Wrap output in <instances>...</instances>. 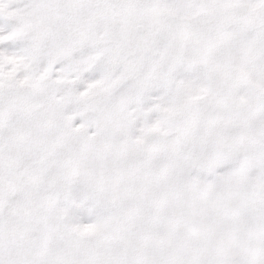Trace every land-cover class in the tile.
Masks as SVG:
<instances>
[{
  "label": "snow or ice",
  "instance_id": "snow-or-ice-1",
  "mask_svg": "<svg viewBox=\"0 0 264 264\" xmlns=\"http://www.w3.org/2000/svg\"><path fill=\"white\" fill-rule=\"evenodd\" d=\"M0 264H264V0H0Z\"/></svg>",
  "mask_w": 264,
  "mask_h": 264
}]
</instances>
